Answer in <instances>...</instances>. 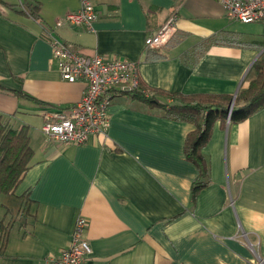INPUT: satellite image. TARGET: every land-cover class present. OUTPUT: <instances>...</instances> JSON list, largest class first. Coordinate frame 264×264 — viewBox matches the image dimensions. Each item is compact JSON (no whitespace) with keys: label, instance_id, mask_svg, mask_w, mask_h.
I'll list each match as a JSON object with an SVG mask.
<instances>
[{"label":"crops","instance_id":"1","mask_svg":"<svg viewBox=\"0 0 264 264\" xmlns=\"http://www.w3.org/2000/svg\"><path fill=\"white\" fill-rule=\"evenodd\" d=\"M2 1L11 8L0 6V114L29 127L33 157L16 197L1 203L11 225L0 264L58 255L78 216L91 247L85 264H264V108L216 121L201 150L207 184L194 197L198 169L184 155L193 126L125 89L112 97L106 131L85 144L47 143L41 132L44 112L77 103L85 88L61 79L48 33L81 53L133 62L146 89L233 98L264 48V21L237 22L215 0H93L92 25L71 26L61 22L78 0H30L38 18ZM172 15L171 45L146 49ZM19 201L26 210L10 219Z\"/></svg>","mask_w":264,"mask_h":264},{"label":"built area","instance_id":"2","mask_svg":"<svg viewBox=\"0 0 264 264\" xmlns=\"http://www.w3.org/2000/svg\"><path fill=\"white\" fill-rule=\"evenodd\" d=\"M78 1V10L66 14L61 23L89 27L97 18L93 0ZM215 1L237 22L250 24L264 21V0ZM175 22V15L170 16L156 32L148 36L144 41L146 49L165 46L175 33ZM46 36L61 79L69 83L83 81L85 88L77 103L55 111H45L41 132L47 143L85 144L108 128V108L116 92L121 88L130 92L138 87L137 67L127 60L109 59L98 53H81L50 33ZM86 228L87 220L78 216L68 247L58 255L46 256L43 264H85L91 255V247L85 237Z\"/></svg>","mask_w":264,"mask_h":264},{"label":"trees","instance_id":"3","mask_svg":"<svg viewBox=\"0 0 264 264\" xmlns=\"http://www.w3.org/2000/svg\"><path fill=\"white\" fill-rule=\"evenodd\" d=\"M0 6L11 8L2 0ZM22 8L32 17L38 18V4L27 3ZM248 77L250 79L237 93L232 109L229 108L231 96L166 93L146 89L141 81L136 89L127 92L133 99L140 100L149 108L163 110L166 118L193 126L184 141L185 158L198 169V179L192 185V197L207 184L208 164L201 150L208 142L216 121H220L222 127L227 120L228 123H239L264 108V52L252 64ZM15 94L20 98H30L21 91H15ZM169 99H175V103L168 104ZM11 119L12 116L0 114V197H16L17 190L32 165L33 149L30 146L28 126L14 127ZM17 197L25 200L24 193ZM10 225L0 220V249Z\"/></svg>","mask_w":264,"mask_h":264},{"label":"rangeland","instance_id":"4","mask_svg":"<svg viewBox=\"0 0 264 264\" xmlns=\"http://www.w3.org/2000/svg\"><path fill=\"white\" fill-rule=\"evenodd\" d=\"M15 2H18L16 5H18V7H22V5H27V3L29 4L30 3V0H15ZM264 52V51H263ZM262 52V53H263ZM261 53V54H262ZM256 61V60H255ZM254 61V62H255ZM249 79H250V77H248ZM234 103V102H233ZM28 129H29V127H28ZM30 132H32V131H30ZM5 197H7V196H2V197H0V213L2 212L1 210H3V212H6V208H3L2 207V205H1V203H4L2 200H4L3 198H5ZM6 199V198H5ZM26 203H27V201H26ZM15 205H17V206H19L18 208L16 207V208H12V206H10V208L12 209V213L10 212V219H11V217H14V216H16V214L18 213L19 214V212L23 209V205H22V201H21V204H20V201L19 202H16L15 203ZM27 206L25 205V208H26ZM7 217H9V216H7Z\"/></svg>","mask_w":264,"mask_h":264},{"label":"water","instance_id":"5","mask_svg":"<svg viewBox=\"0 0 264 264\" xmlns=\"http://www.w3.org/2000/svg\"><path fill=\"white\" fill-rule=\"evenodd\" d=\"M264 51V48L262 49V51H261V53ZM261 53H260V55H261ZM235 97H236V95H234V97L232 98V101H231V104H230V109H232V107H233V102H234V99H235Z\"/></svg>","mask_w":264,"mask_h":264},{"label":"bare ground","instance_id":"6","mask_svg":"<svg viewBox=\"0 0 264 264\" xmlns=\"http://www.w3.org/2000/svg\"><path fill=\"white\" fill-rule=\"evenodd\" d=\"M86 27H87V26H86ZM159 28H160V27H159ZM170 41H171V40H170ZM173 41H174V40H173ZM173 41H172V42H173ZM177 42H178V41H177ZM168 43H169V42H168ZM168 43H167V44H168ZM169 44H170V43H169ZM173 44H174V43H173ZM68 45H69V44H68ZM170 45H171V44H170ZM170 47H171V46H170ZM154 52H155V51H154ZM143 96H144V95H143ZM139 101H140V100H139ZM150 106H151V105H150ZM153 106H154V105H153ZM58 108H59V107H58ZM219 116H220V115H219ZM222 119H223V118H222ZM96 136H97V135H96Z\"/></svg>","mask_w":264,"mask_h":264}]
</instances>
